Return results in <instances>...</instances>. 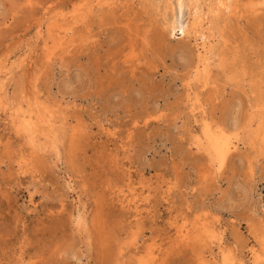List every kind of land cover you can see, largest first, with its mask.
<instances>
[{"label": "rangeland", "instance_id": "obj_1", "mask_svg": "<svg viewBox=\"0 0 264 264\" xmlns=\"http://www.w3.org/2000/svg\"><path fill=\"white\" fill-rule=\"evenodd\" d=\"M233 1L0 0V264H264V0Z\"/></svg>", "mask_w": 264, "mask_h": 264}, {"label": "bare ground", "instance_id": "obj_2", "mask_svg": "<svg viewBox=\"0 0 264 264\" xmlns=\"http://www.w3.org/2000/svg\"><path fill=\"white\" fill-rule=\"evenodd\" d=\"M262 1V0H261ZM233 0H216V4L217 6H220L223 7L225 10H229L232 6H233ZM262 3V2H261ZM261 3L259 5H261ZM264 3V2H263ZM180 4V3H179ZM257 4V2H256ZM219 8V9H220ZM223 9V10H224ZM48 10V9H47ZM197 11V10H196ZM208 127V126H207ZM208 129V128H207ZM218 130V129H216ZM221 130V129H220ZM205 132V130H204ZM207 138V141H208V145H209V148L211 151L214 152L215 156H220L222 157V155L224 154V152H226V150H228V143L230 142H227L228 139L226 140L225 137L223 136V133L220 132V131H214V129L211 128V130H206L205 134H204ZM228 137V136H227ZM205 138V139H206ZM204 141V140H203ZM206 142V141H205ZM204 143V142H203ZM230 146V145H229ZM230 150V149H229ZM228 150V151H229ZM227 151V152H228ZM226 152V153H227ZM222 154V155H221ZM216 156V157H217ZM225 157V155H224ZM220 159V158H219ZM218 159V160H219ZM222 159L224 160V158L222 157ZM222 160V161H223ZM221 161V160H220ZM223 163V162H222ZM221 163V164H222ZM189 235V233H188ZM182 238L185 239L186 241V238H187V233H182L181 235ZM188 239V238H187ZM183 241V240H182ZM229 252V251H228ZM226 258V257H225ZM228 261V260H227ZM225 263V262H224ZM226 264V263H225Z\"/></svg>", "mask_w": 264, "mask_h": 264}]
</instances>
